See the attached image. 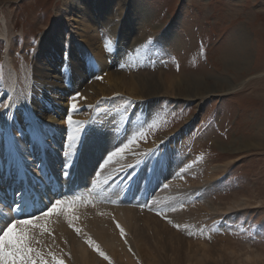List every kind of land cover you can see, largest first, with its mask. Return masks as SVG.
<instances>
[{"label":"rangeland","instance_id":"1","mask_svg":"<svg viewBox=\"0 0 264 264\" xmlns=\"http://www.w3.org/2000/svg\"><path fill=\"white\" fill-rule=\"evenodd\" d=\"M90 1L92 15L101 16L102 0ZM85 2L88 1L0 0V18L6 22V36L0 22V143L14 135L20 146L0 159L8 163H0V211L6 209L2 201L7 188L1 181L11 177L21 182L16 179L22 176L21 167L28 171L23 181L37 189L39 196L51 199L50 204L56 202L57 193L49 196V182H57L66 162L70 163L66 159L69 141L79 137L83 143L90 128L91 133L102 126L100 121L110 120L107 124L112 129L116 115L125 116L119 129L123 136L118 141L123 151L117 153L114 147L113 169L100 174L96 171L104 177L102 181L90 168L87 183L67 188V192L75 193L78 200L96 195L109 198L117 190L130 201L126 205L136 208L137 235L146 243L151 257L145 258L136 249L138 239L130 228L123 236L131 240L125 248L128 255L114 259L105 251L101 256L97 249L96 264L107 259L106 264H191L193 260H187L186 254L192 253L200 264H264V0H136L131 6L130 0H111L110 24L119 29L125 25L136 38L130 48L135 54L130 53L127 63L117 61L116 71L137 75L135 78L172 75L177 82L185 75L198 77L204 86L221 82L226 87L186 97L167 87L160 90L154 84L155 91L149 97L133 95V99L114 90V80L107 77L105 68L98 69L97 58L89 51L93 47L84 45L80 37L93 31L96 39L89 43L95 49L99 46L108 50L109 42H116V37L111 38L100 26L91 28L93 22L85 25L81 21V5ZM129 6L138 11L145 7L150 21L138 26L133 11L127 16ZM75 58L86 61L96 71L77 84L70 77V59ZM111 58L104 63L110 64ZM13 71L15 76H11ZM73 103L78 110H72ZM69 115L74 123H61L67 122ZM129 118L135 119V128L128 127ZM56 124L66 126L58 138L50 128ZM26 133L28 140L24 138ZM130 142L138 148L150 146L136 162L140 171L151 159L152 165L156 163L152 172L156 173H161L173 157L178 165L164 173L165 179L157 178L152 187L151 174L139 180L138 186L124 183L131 160L139 155L137 150L129 149ZM39 145L52 147V157L58 154L56 175L38 166L39 158L33 161V154V158L27 155L20 166L14 163L18 152L37 153ZM43 176L48 178L46 185L39 179ZM38 180L40 185L36 187L32 181ZM62 184L59 182L60 188ZM171 187L185 190L179 203L183 214L167 219L157 197ZM81 188L87 191L79 192ZM142 196L145 208L138 204ZM163 196L158 197L160 201ZM102 201L105 205L108 202ZM84 202L81 199L77 205L83 206ZM6 211L9 210L0 214V229L6 227ZM41 244L37 246L43 250Z\"/></svg>","mask_w":264,"mask_h":264},{"label":"bare ground","instance_id":"2","mask_svg":"<svg viewBox=\"0 0 264 264\" xmlns=\"http://www.w3.org/2000/svg\"><path fill=\"white\" fill-rule=\"evenodd\" d=\"M84 1H86V0H84ZM87 1H88L87 3L85 2L83 5H81L82 10H84L83 13L81 12V17L83 16V18H81L82 19L81 21L85 25H87L88 22L90 24H91V22H93L94 24L92 25L93 27H91V28L98 29L100 26L103 30H105L106 33H109L111 38L113 36L116 37V42H112V44H111V41H110L109 44L107 45L108 50L107 49L104 50V48L98 49L99 46L96 47V49H95L94 48L95 46H93L92 43H89V40H95L96 39V34L93 31L86 32V34L81 35V36L79 35V36L83 38L84 45L90 44V46L94 48V49L89 48V51L91 50V52H93L92 55L97 58L96 62H98L97 63L98 69L99 68H105L107 71V77L111 80H114V84L116 87L114 89L115 91L125 92L128 94V97H131L133 95L137 96V97H149L151 95V92L155 91V86L158 85L157 88L160 90L163 87L164 88L167 87V90H168V88H170L171 91L172 90L176 91V93H178L180 96L194 97L197 95H202L205 92L215 91V89H226L225 85H223V83H221V82H219V83L214 82V84H212V82H208L209 86H207V85L204 86V83L198 77L197 78H192V77L186 78L188 76H185L184 74H183L184 76L179 77V80L177 82L175 80V76H172V75H169V76L168 75L167 76L161 75L158 77L153 76L150 78H139V77L135 78L134 76H137V75L133 76L131 73H128L129 75L126 76L125 73H121V71H116L117 70V61L127 63L128 60L131 58V55L135 54L134 52L131 51L132 49L130 50V48L135 45L133 43L136 40V38H135V36L132 37L131 36L132 33H130L129 31L126 30V28L124 27L125 26L124 22H123L124 26L122 28L120 27V29L117 28V26H115L114 24L113 25L110 24L109 18H110V16H112L111 15L112 13H110L111 8H112V6H110L111 0H102L101 5L99 6V8H100L99 14H101V16L92 15V11L90 10L91 9L90 8L91 1L90 0H87ZM134 3H137L136 0H130V6ZM130 6L128 8L129 11L127 13V16H129V13L131 14V12L133 11V13L135 15H137V17H138L137 21L140 23V24H138V26L147 24V22L150 21V20H148V17H147L148 13H146L147 11H146L145 7H143V6L139 7L140 10L138 11V10H136V8L130 9ZM104 17H105V19H104ZM0 22H1L2 28L4 29V32H2V34H3V36H6L5 19L0 18ZM141 22H143V23H141ZM107 30H108V32H107ZM131 37H132V39L129 42V38H131ZM167 40H170V38ZM111 51H114L115 53H113V52L111 53ZM130 53H131V55H130ZM107 57H112L110 64L104 63V60ZM70 67H71V76L70 77L75 78L74 84L82 82L85 77H88L91 74H93L94 72H96L92 65H89L86 61L80 62V60L77 58L72 59V60L70 59ZM109 68H111V71L109 70ZM11 74H12L11 76H15L16 72L13 71ZM56 77L60 78L61 75L59 76L57 74ZM10 78H12V77H10ZM26 83H27V81H26ZM176 83H177V85H176ZM180 83H182V87H179ZM154 84H155V86H154ZM173 84L176 85V87H173ZM9 85L10 84H8V88H9ZM96 85H98V84H96ZM170 85H172V87ZM223 86L225 88H223ZM118 87H120V88H118ZM146 88H148V91L145 90ZM13 89H14V86L12 84L10 86V92H13ZM109 90L111 91L112 88L110 87ZM8 94H10V93H8ZM43 104L44 103H41L40 109L43 108L42 107V106H44ZM124 117L121 118L120 115H116V118L112 122V125H111L113 127L112 129H110V127H109L110 124L109 125L107 124V122H109L110 120H107V122L106 121H104V122L100 121V123H102L101 124L102 126L99 129H97L96 131L93 130L91 133H90V131H91V128H90L89 132L87 133V135L85 136V138L83 140V143H82V139L80 140L79 137L76 138L74 141L70 140L69 144H68L69 148H68V154H67V158H66L67 161L70 162L69 163L70 166H69V170H68L69 175L64 180L59 179V177H61L62 174L59 175L57 182H53L52 185L49 182V185H51L50 186L51 190H55V193H57L56 190H58V192H59V191L65 190L66 188L70 189V187H73V186L82 187L84 182L87 181L88 178H90V176H89L90 168L95 171L96 178L98 177L99 180L103 181L104 177L97 175L96 171H98L99 174L102 172H108V171L113 169V166H115L116 162L112 159V156L109 157V154L112 152H115L114 147H116V146H117V148L120 147V142H118V141L121 138L122 131H119V129L123 123ZM133 119L129 118V120L131 122L128 123L129 124L128 127H130V128H132L134 126L135 119L134 120ZM1 120H2V118H1ZM29 121H30V119H29ZM136 121H138V120H136ZM31 123H33V122H31ZM61 123L66 124L67 122L63 121ZM97 125H100V124L97 123ZM50 128H51V130L52 129L54 130V133H52V134H54V136L56 138H58V136L62 132H64V129H66V126H64V125L60 126V124H56ZM134 128H135V126H134ZM26 129H27V127H26ZM26 132H28V131H26ZM36 132H34V133H36ZM23 134H24V132H23ZM126 134H128V133H125V138H127ZM12 136H14V135H12ZM12 136L11 137L6 136V137H8V139H6L5 142L3 141L0 143L1 154L3 153L2 155H0V159L4 158L3 157L4 155L7 157L9 153H15L16 151H18L17 149L20 147L19 142L16 140V138H14ZM24 138L28 140V133H26ZM36 138H38V137L36 136ZM66 139H68V138H66ZM132 140L133 139H131L130 141H132ZM30 141H31V139H30ZM80 141H81V143H80ZM115 142H118V143H115ZM51 148L46 147L44 145H39L37 153L34 151L33 153L30 152L31 154L27 153L26 151H21V149H20L19 151H21V152H18L16 157H14V155H13L14 163L18 164L20 166V165L25 163V159H28L27 155H29V156L31 155V158H33L32 157V154H33L35 156V158H33V161L37 157L39 158L38 159L39 160L38 166H40L46 172L49 171L51 174L56 175L54 168L58 164V163H56V161L58 160V154L55 155L54 157H52L53 155H51V153L54 154V152L51 151ZM66 148H67V146H66ZM149 148H150V146L148 148H144V147L138 148L133 142H130L129 149L131 151L137 150L139 155L131 160L130 171L126 177V178H128V180L124 183L132 182V186H135L139 180H141L145 177H148L151 174V180L149 183V187H152L155 184L157 178L161 177L163 179L164 173L166 171L169 172L172 167H175L176 165H178L177 160H175L173 157V158H171V160H169V162H167L166 165L163 164L164 167H163L161 173H156L155 171L152 172L156 163L154 165H152L154 161L151 159L149 161L148 165L146 167H143V169L140 171L138 169L139 167L136 166V162L139 159H141L144 154H146L145 150H147ZM103 151H104V153H102ZM169 154H170V151L168 152V155ZM9 156L11 157L12 155H9ZM133 162H134V165H131ZM6 164H8V163H6ZM61 165H63V164H61ZM159 165H157V166H159ZM15 167H17V165H15ZM101 167H104V168L101 169ZM21 169L23 170L22 167H21ZM21 169L19 170V175H22L23 178H26L28 171H26V169H24L23 172H21L22 171ZM49 172L47 174H50ZM16 173H18V171ZM47 174H45V175L47 176ZM33 176H37V175L33 174ZM44 176H43V178H44ZM171 176H173V175H171ZM54 177H56V176H54ZM46 178L47 177H45L44 179L39 178L43 185L47 184L48 178L47 179ZM40 181L38 180L39 183H40ZM59 182L63 183L62 184L63 188L59 187ZM21 183H22V181H21ZM24 185H26V184H24ZM111 185H112V183H111ZM96 186H99V185L96 183ZM107 186L109 187V185H107ZM29 187L31 188L32 192H34V194L36 196L40 195L38 193L37 189H35L33 186H29ZM20 188L21 187H19L18 190ZM106 188L107 187H105L103 190L107 191ZM145 189H149V188H145ZM178 190L179 189H177L175 187H173V188L171 187L169 190L165 191V193H164L165 195L164 194H160V196L157 195L158 197H161L164 195L163 196L164 198L161 199V201L158 197H157V200H159V202H160V208L162 205V207H163V208H161L163 210L162 214H165L166 215L165 217H168L167 219H169V216L175 215L176 217H178L180 215V214H176V213L169 214L167 212V210H169V209L175 210L177 207H179V203L181 201L182 196H180V197L176 196L179 199L177 203H176V201H177L176 197L173 196L175 194V192ZM85 191H87V190H85V189L79 190V192H85ZM83 194L84 193H82V195ZM122 194H124V193L122 192ZM51 195L52 194L49 193V196H51ZM72 196H75V198L72 200V202H70ZM64 197H65L64 199L62 197V200H59L62 203L60 205H58L56 210L54 212H52L50 215H48V216H36V217H39V220L35 223L38 224L39 226H30V228H29V246L36 249L40 253V255L44 257L45 260L48 259L47 264H56V262L60 261V260H62L64 262V264H69V263L70 264H96V262L98 261V255L96 253L97 249H99L100 252L105 251L107 253H110V256L114 259L117 257L123 258L124 256L128 255L125 248L127 247V244H129L131 242V240L129 239L128 240L129 243H128L127 239H123V236L127 235L126 231L128 232V230H129V232H130V228H131V231H132V229L135 230L136 237L138 239V242L135 243L136 249L139 250L140 252H142L141 254H143L145 258L151 257V255H150L151 252L146 247L147 246L146 243L144 242V240L139 235H137L136 229H137L138 223L134 219L136 212H137L136 208L131 206V204L126 205V203L128 204L130 201L128 202L127 200L122 198L119 194H117V190H116V192L111 193V196L110 197L108 196L109 198H102V197H99L96 195L93 197L88 196V198H85V196H84L83 198H80L77 200L76 194L75 193H69V192L66 193ZM129 197H132V196H129ZM81 199L85 200V202H84L83 206H78L77 204L80 202ZM102 199L108 200L106 205L103 204ZM185 200H187V199H185ZM168 202H171V204L169 206H167ZM54 203H51V204L49 203L48 208L51 207L52 204H54ZM138 204L141 207L145 208L146 204L144 202L143 196L138 198ZM187 216L188 215H186V217ZM5 218H6V221L4 220L5 222L11 223V221L13 219L23 220V219H31L32 217L27 216V217L17 218V217H14L11 214V211L9 210L8 212L6 211ZM130 220L132 222L131 226H130ZM3 222H2V224H3ZM148 223L150 225L152 224L149 221V219H148ZM117 224H119L120 228H122L124 230L123 235L121 234L120 228H117ZM0 225H1V222H0ZM76 229H79V232H77ZM89 241H91L92 243L90 244ZM39 242H42L41 245L43 246V250H41L39 248L40 246L39 247L37 246V243H39ZM188 249L191 250V248H188ZM50 253H51V255H49ZM32 255L36 259L37 264H39V257L36 256V253L34 252V253H32ZM186 256L189 257V258H187V260H189V259L193 260L194 263L191 262V264H200L197 256H195L193 253L191 255L186 254ZM54 257H55V260L53 259ZM107 261L109 262V259L102 260V264H106ZM128 264H130V262H128Z\"/></svg>","mask_w":264,"mask_h":264},{"label":"snow or ice","instance_id":"3","mask_svg":"<svg viewBox=\"0 0 264 264\" xmlns=\"http://www.w3.org/2000/svg\"><path fill=\"white\" fill-rule=\"evenodd\" d=\"M100 79L101 77H97ZM79 96V94H77ZM73 111L78 110L76 104L73 103L71 105ZM67 123L72 124L74 121L72 120L71 115L67 118ZM81 123V122H75ZM83 132V129H80ZM124 147H127L125 145ZM123 151L122 148H117L116 152ZM114 155L113 153L109 154V157ZM68 165L67 162L65 164V168L63 174L65 176L69 175L67 171ZM15 195V194H14ZM22 197L23 193H19ZM62 202L57 200L51 207L47 208V211L41 213L42 216H48L52 212H54L58 205ZM21 207V205L17 204V208ZM17 209H12V211H16ZM26 215L31 216V219H23V220H15L13 219L11 223H6V227L0 229V264H37L36 259L33 257L32 253H36V256L39 257V264H47V261L44 259L40 253L34 249L33 247L29 246V228L30 226H39L35 222L39 220V217L32 216L31 213H27ZM117 228H120V225L117 224ZM79 232V229H76ZM121 234L123 235L124 230L120 228ZM91 244L92 242L89 241ZM51 255V253L49 254ZM101 256L105 254L101 251ZM107 258V257H105ZM55 260V257L53 258ZM56 264H63V261H57Z\"/></svg>","mask_w":264,"mask_h":264},{"label":"water","instance_id":"4","mask_svg":"<svg viewBox=\"0 0 264 264\" xmlns=\"http://www.w3.org/2000/svg\"><path fill=\"white\" fill-rule=\"evenodd\" d=\"M179 190H180V193H179V196L178 197H180V196H183L184 194H185V190H183L182 188H179ZM171 204V202H168V205L167 206H169ZM167 208V207H166ZM173 208V207H172ZM162 210V209H161ZM163 211V210H162ZM167 212L169 213V214H171V213H177V214H183L182 213V210H181V206H179V207H177L175 210L174 209H169V210H167Z\"/></svg>","mask_w":264,"mask_h":264}]
</instances>
